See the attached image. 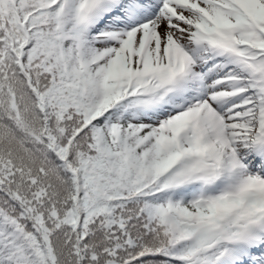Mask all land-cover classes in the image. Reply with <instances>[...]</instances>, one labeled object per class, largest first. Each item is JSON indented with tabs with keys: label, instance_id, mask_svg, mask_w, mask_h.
Wrapping results in <instances>:
<instances>
[{
	"label": "snow or ice",
	"instance_id": "snow-or-ice-1",
	"mask_svg": "<svg viewBox=\"0 0 264 264\" xmlns=\"http://www.w3.org/2000/svg\"><path fill=\"white\" fill-rule=\"evenodd\" d=\"M0 264H264V0H0Z\"/></svg>",
	"mask_w": 264,
	"mask_h": 264
}]
</instances>
